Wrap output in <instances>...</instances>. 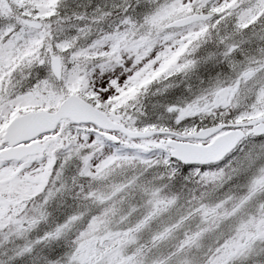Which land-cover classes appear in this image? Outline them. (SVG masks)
<instances>
[{"label": "snow or ice", "instance_id": "1", "mask_svg": "<svg viewBox=\"0 0 264 264\" xmlns=\"http://www.w3.org/2000/svg\"><path fill=\"white\" fill-rule=\"evenodd\" d=\"M0 264H264V0H0Z\"/></svg>", "mask_w": 264, "mask_h": 264}]
</instances>
